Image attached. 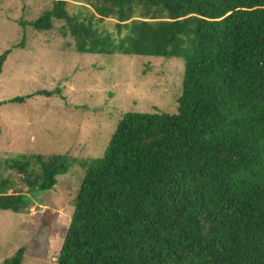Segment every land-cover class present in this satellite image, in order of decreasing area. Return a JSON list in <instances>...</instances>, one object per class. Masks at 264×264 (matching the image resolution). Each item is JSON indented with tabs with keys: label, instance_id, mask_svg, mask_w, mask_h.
Listing matches in <instances>:
<instances>
[{
	"label": "trees",
	"instance_id": "trees-1",
	"mask_svg": "<svg viewBox=\"0 0 264 264\" xmlns=\"http://www.w3.org/2000/svg\"><path fill=\"white\" fill-rule=\"evenodd\" d=\"M67 1L28 24L64 20L79 52L177 57L183 73L175 112H125L102 155L82 162L55 264H264V0H82L83 16ZM107 17L114 31L96 25ZM75 162L9 157L26 188L1 179L0 210L23 211Z\"/></svg>",
	"mask_w": 264,
	"mask_h": 264
},
{
	"label": "rangeland",
	"instance_id": "rangeland-1",
	"mask_svg": "<svg viewBox=\"0 0 264 264\" xmlns=\"http://www.w3.org/2000/svg\"><path fill=\"white\" fill-rule=\"evenodd\" d=\"M83 2L68 0L66 10L92 12ZM52 6L53 0H0V54L11 49L0 72V180L13 179L9 193L25 190L21 175L5 165L20 153L66 154L76 162L23 211L0 210V263L24 246L25 264H55L84 176L82 162L102 155L125 112H175L181 92L180 58L79 52L61 28L64 20L41 31L28 24ZM114 23L107 17L96 25L114 31ZM39 89L60 94L8 101Z\"/></svg>",
	"mask_w": 264,
	"mask_h": 264
}]
</instances>
